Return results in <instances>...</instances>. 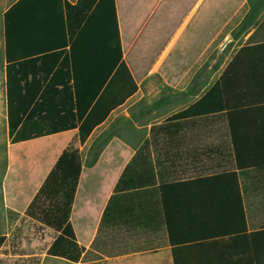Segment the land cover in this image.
I'll return each mask as SVG.
<instances>
[{"label":"crops","instance_id":"obj_1","mask_svg":"<svg viewBox=\"0 0 264 264\" xmlns=\"http://www.w3.org/2000/svg\"><path fill=\"white\" fill-rule=\"evenodd\" d=\"M17 1L0 14L5 107L3 14ZM43 1L28 0L12 18L20 33L32 30L26 34L31 43L42 37L52 41L48 28L55 14L45 15ZM76 1L59 0L64 13L66 4ZM188 1L181 12L161 0H115L122 60L133 85L87 136L77 127L34 137V129L11 135L7 129L0 175V264H258L255 234L264 231V8L246 33L236 40L230 35L225 47L241 41L231 55L223 57L220 47L213 58L208 53L227 24L204 40L210 0ZM240 3L244 13L235 26L249 9L246 0ZM162 21L172 26L160 36L156 27ZM148 45L159 50L145 71L139 53ZM210 69L217 74L212 83ZM197 73L200 79L193 83ZM153 78L156 83L150 82ZM216 81L222 82L221 111L169 119ZM110 133L88 165L93 144ZM66 150L76 151L80 161L68 214L72 237L44 224L42 239L10 244L12 231L34 234L26 224L34 222L27 209ZM58 236V254L51 255Z\"/></svg>","mask_w":264,"mask_h":264},{"label":"trees","instance_id":"obj_2","mask_svg":"<svg viewBox=\"0 0 264 264\" xmlns=\"http://www.w3.org/2000/svg\"><path fill=\"white\" fill-rule=\"evenodd\" d=\"M27 2L18 0L3 14L8 133L11 135L17 129L30 128L37 130L31 136L34 137L77 127L82 136H87L113 107L122 102L123 95L127 93L126 83L129 81L133 85L122 60L115 0H77L74 5L66 4L65 13L59 0L57 3L44 0L45 15L55 14L53 27L48 28L52 32L49 37L52 41L46 42L42 37L33 43L26 38L32 30L27 28L20 33L17 21L12 19ZM246 2L249 9L231 31L233 40L257 24L264 8V0ZM199 79L200 73H197L192 82L197 83ZM221 83L216 81L193 105L169 119L221 111ZM113 84L117 89H110ZM41 124L46 126L43 131L37 129ZM112 135L104 134L98 144H93L88 165H93ZM79 173L77 152L64 151L34 196L27 213L39 204L38 200L43 196V199L50 200L49 206L46 209L44 206L39 212L43 223L55 230L63 228V232L72 237L68 214ZM123 176L115 190L120 188ZM55 197H60V203ZM59 237L50 246L49 254H58ZM255 237L258 241L257 262L264 264V231ZM3 240L0 236V245Z\"/></svg>","mask_w":264,"mask_h":264},{"label":"rangeland","instance_id":"obj_3","mask_svg":"<svg viewBox=\"0 0 264 264\" xmlns=\"http://www.w3.org/2000/svg\"><path fill=\"white\" fill-rule=\"evenodd\" d=\"M12 0H0V14L3 12L6 7L10 4ZM148 3H153L155 0H146ZM162 3L166 2L174 7L180 8L181 12H185L188 8V0H161ZM242 2H245V0H241ZM240 0H210V18L209 22L206 26L203 28V36L204 40L207 39V37H210L214 30L219 26V28H222L223 25L227 24L225 30H224V36L223 38H217L214 45L211 47L208 54H210L213 58L216 57L217 50L219 51L220 47L221 50H224L223 57H227L228 55H231L232 52L236 49V47L241 43V41H238L235 43L232 41L227 47L226 44L231 41V34L230 31L234 28H236L235 23L244 13V8H240ZM214 6V7H213ZM235 7V8H234ZM240 8V9H239ZM229 11L232 9V11L229 12V15H227L224 19V14L226 11ZM229 9V10H227ZM239 9V10H238ZM238 10V11H237ZM176 11V10H175ZM237 12V15L231 18V15ZM223 19V22L221 21ZM159 26L156 27V33L160 36H163L166 32L168 33L170 30V27L172 26L169 22H160ZM171 24V25H170ZM202 27H199V30ZM169 29V30H168ZM238 29V28H237ZM235 29V31L237 30ZM167 30V31H166ZM222 44V45H221ZM221 45V46H220ZM149 47L140 51L139 53V59L141 60V69L147 70L149 67V62L153 60L158 52V48L156 45H148ZM151 48V50H150ZM157 48V49H156ZM148 49V50H147ZM216 52V53H215ZM3 43H2V26L0 24V175L3 170L4 166V159H5V145L7 142V126H6V107H5V99H4V86H3ZM153 54V55H152ZM224 58H222V61ZM217 74L215 70L210 69L209 79L208 81L212 83ZM194 77V75H193ZM127 82V81H126ZM150 82L156 83L157 81L153 78L150 80ZM130 85L129 81L126 83V87ZM166 92V91H165ZM55 199L60 203V197H55ZM49 201L47 199H43V196L40 197L38 200L39 204L35 205V208L29 213V215L32 217V220L34 219V222L27 221L28 228L31 226L34 229V234L32 236L27 235H15L14 231L10 233V235L7 238V242L10 244H14L17 242H21V239L24 238L26 242H30L29 238H34L37 240H40L44 237V233L42 229L44 228V223L41 220V214L40 209H42L45 206V209L49 206ZM52 236L55 234L52 233Z\"/></svg>","mask_w":264,"mask_h":264},{"label":"bare ground","instance_id":"obj_4","mask_svg":"<svg viewBox=\"0 0 264 264\" xmlns=\"http://www.w3.org/2000/svg\"><path fill=\"white\" fill-rule=\"evenodd\" d=\"M159 60V59H158ZM155 69V68H154Z\"/></svg>","mask_w":264,"mask_h":264}]
</instances>
